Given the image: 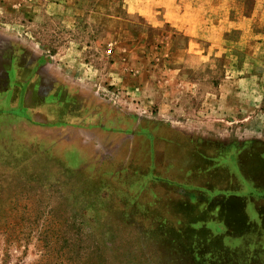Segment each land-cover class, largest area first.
<instances>
[{
    "label": "rangeland",
    "instance_id": "rangeland-1",
    "mask_svg": "<svg viewBox=\"0 0 264 264\" xmlns=\"http://www.w3.org/2000/svg\"><path fill=\"white\" fill-rule=\"evenodd\" d=\"M0 264H264V0H0Z\"/></svg>",
    "mask_w": 264,
    "mask_h": 264
}]
</instances>
